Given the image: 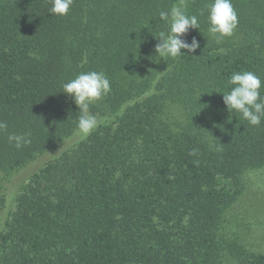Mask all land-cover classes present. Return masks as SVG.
Returning <instances> with one entry per match:
<instances>
[{"label":"trees","instance_id":"trees-1","mask_svg":"<svg viewBox=\"0 0 264 264\" xmlns=\"http://www.w3.org/2000/svg\"><path fill=\"white\" fill-rule=\"evenodd\" d=\"M212 2L74 0L53 16L51 0H0V264H264L234 213L264 168V119L223 103L234 72L264 97V0H231L238 26L220 43ZM173 7L197 17L185 39L200 48L161 58ZM88 71L111 91L81 139L63 84Z\"/></svg>","mask_w":264,"mask_h":264},{"label":"clouds","instance_id":"clouds-1","mask_svg":"<svg viewBox=\"0 0 264 264\" xmlns=\"http://www.w3.org/2000/svg\"><path fill=\"white\" fill-rule=\"evenodd\" d=\"M73 3L74 0H51L52 6L48 12L53 16H65ZM159 18L168 26L167 33H160L159 43L155 47V52L161 58L188 57L200 48L195 37L190 43L185 39L190 29H199L196 16L187 15L181 7H173L168 12L161 11ZM208 24V32L217 43L233 35L238 26V17L231 0H213L208 6ZM182 49L185 51L182 52ZM227 83L231 87L223 94V103L228 112L239 113L250 125L259 126L264 119V97H261L260 77L251 71L234 72ZM110 91L109 79L103 72L97 71L79 73L74 79L63 84V93L74 101L80 112L77 137L83 139L97 128L98 120L89 112V106ZM6 128L7 124L0 121V130ZM9 141H15L17 148L22 147V144L30 143V140L23 135H11ZM195 154V150L189 153V155Z\"/></svg>","mask_w":264,"mask_h":264},{"label":"rangeland","instance_id":"rangeland-1","mask_svg":"<svg viewBox=\"0 0 264 264\" xmlns=\"http://www.w3.org/2000/svg\"><path fill=\"white\" fill-rule=\"evenodd\" d=\"M244 184L243 195L234 207V213L242 221L241 232L264 252V168L248 172Z\"/></svg>","mask_w":264,"mask_h":264}]
</instances>
